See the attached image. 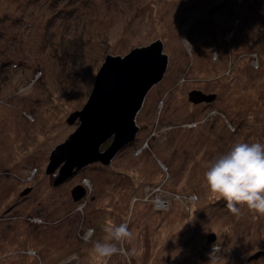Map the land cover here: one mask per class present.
I'll return each instance as SVG.
<instances>
[{
    "label": "rangeland",
    "instance_id": "rangeland-1",
    "mask_svg": "<svg viewBox=\"0 0 264 264\" xmlns=\"http://www.w3.org/2000/svg\"><path fill=\"white\" fill-rule=\"evenodd\" d=\"M158 38L168 66L135 140L55 185L50 154L106 55ZM193 89L217 97L194 103ZM236 142L264 144V0H0V264H97L93 242L123 222L129 254L108 264H264V216L230 212L204 180ZM158 184L171 193L161 211Z\"/></svg>",
    "mask_w": 264,
    "mask_h": 264
},
{
    "label": "water",
    "instance_id": "water-1",
    "mask_svg": "<svg viewBox=\"0 0 264 264\" xmlns=\"http://www.w3.org/2000/svg\"><path fill=\"white\" fill-rule=\"evenodd\" d=\"M169 56L163 52V41L158 38L149 44L136 46L124 56L107 54L100 67L94 87L82 109L68 117L69 122L80 119V125L70 137L57 145L50 154L46 172L53 173L54 184L69 179L76 172L95 161L109 164L117 152L133 141L137 135L136 115L143 105L150 88L160 81L167 69ZM217 93H205L201 89L189 92L194 103L210 102ZM112 137L105 150L101 145ZM30 187L22 193H27ZM86 194L82 184L72 189L74 200ZM207 235V241L216 239ZM260 252L250 256L258 257Z\"/></svg>",
    "mask_w": 264,
    "mask_h": 264
},
{
    "label": "clouds",
    "instance_id": "clouds-1",
    "mask_svg": "<svg viewBox=\"0 0 264 264\" xmlns=\"http://www.w3.org/2000/svg\"><path fill=\"white\" fill-rule=\"evenodd\" d=\"M209 190L226 201L227 209L238 213L237 205L264 216V144L236 142L217 155L204 172ZM94 230H89L91 235ZM102 239L95 240L91 253L97 264H108L115 255H128L124 244L133 233L127 222L108 223ZM87 238V237H86Z\"/></svg>",
    "mask_w": 264,
    "mask_h": 264
},
{
    "label": "built area",
    "instance_id": "built-area-1",
    "mask_svg": "<svg viewBox=\"0 0 264 264\" xmlns=\"http://www.w3.org/2000/svg\"><path fill=\"white\" fill-rule=\"evenodd\" d=\"M155 187L152 189V193L150 194V196L155 198V201H156V204H157V206H155L156 209L160 207L159 204H161L163 207L167 208V206L169 204V201H170V198H171L170 190L169 189H164L162 187L161 188L159 187L157 194H153V191L155 190ZM217 246L218 245L215 243L212 247H210V252L211 253L207 252L208 256H212V253H214V251L215 252L217 251Z\"/></svg>",
    "mask_w": 264,
    "mask_h": 264
},
{
    "label": "bare ground",
    "instance_id": "bare-ground-1",
    "mask_svg": "<svg viewBox=\"0 0 264 264\" xmlns=\"http://www.w3.org/2000/svg\"><path fill=\"white\" fill-rule=\"evenodd\" d=\"M193 102V101H192ZM135 140V139H134ZM138 149H139V147H137ZM161 186L162 187H164L163 186V184H161ZM159 187H160V185L158 184V185H156V188H158L159 189ZM82 199V198H81ZM81 199H79V200H81ZM148 199V198H147ZM152 202H153V204H154V206H157V204H156V201H155V199L153 198V197H151V199H150ZM159 203V202H158ZM159 208H157V211H159V210H163L165 207H163L161 204H159ZM167 206V205H166ZM88 233H89V229L87 230V232H86V235H88Z\"/></svg>",
    "mask_w": 264,
    "mask_h": 264
},
{
    "label": "trees",
    "instance_id": "trees-1",
    "mask_svg": "<svg viewBox=\"0 0 264 264\" xmlns=\"http://www.w3.org/2000/svg\"><path fill=\"white\" fill-rule=\"evenodd\" d=\"M159 211H161V210H159ZM99 225H101V223H99Z\"/></svg>",
    "mask_w": 264,
    "mask_h": 264
},
{
    "label": "flooded vegetation",
    "instance_id": "flooded-vegetation-1",
    "mask_svg": "<svg viewBox=\"0 0 264 264\" xmlns=\"http://www.w3.org/2000/svg\"><path fill=\"white\" fill-rule=\"evenodd\" d=\"M203 102H206V101H203Z\"/></svg>",
    "mask_w": 264,
    "mask_h": 264
}]
</instances>
